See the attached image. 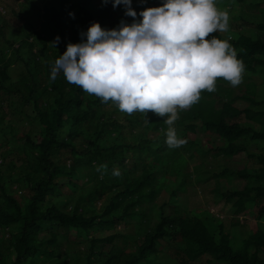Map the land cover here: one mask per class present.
<instances>
[{"label":"trees","instance_id":"16d2710c","mask_svg":"<svg viewBox=\"0 0 264 264\" xmlns=\"http://www.w3.org/2000/svg\"><path fill=\"white\" fill-rule=\"evenodd\" d=\"M51 1L55 5L45 9L41 30L29 18L24 20L27 29L13 28L0 11V264H78L81 251L72 250V245L83 242L88 243L83 264H156L165 246L178 264L205 256L206 264H264V9L256 16L240 15L261 35L240 32L238 38L225 37L244 65L242 82L233 87L218 79L216 91H203L198 103L179 111L173 125L178 137L187 141L185 147L223 157L244 152L257 162L221 170L220 175L245 180L242 188L212 187L222 199H234L229 227L241 224L242 213L256 210L258 226L236 245L237 236L219 216L212 215L216 229L211 231L205 218L178 204H168L166 211L168 201L157 206L153 223L148 220L142 204L164 185L163 176L186 175L180 170L168 173L166 168L167 161L180 155V148L166 144L167 116L149 112L146 119L140 112H121L120 121L114 102L105 103L68 83L62 72L55 80L50 78L55 60L69 43L86 42L81 33L92 23L105 30L118 29L121 21L138 23L140 12L164 1L154 6L149 0L140 4L132 0L135 20L124 14L123 5L113 8L112 0ZM0 6L11 7L5 0ZM10 28L13 37H7ZM57 36L60 42L53 47L50 42ZM16 64L12 79L10 70ZM255 76L262 81H254ZM135 127L140 129L138 136ZM198 129L206 146L197 139ZM250 143L261 146L262 152L251 151ZM101 165L107 168L98 171ZM123 165L126 170L119 169ZM114 169H119V176L112 174ZM87 182L91 186L86 192ZM183 182L178 180L176 188ZM70 187L80 191V211L78 202L58 204L61 193H73ZM105 194L110 199L99 210L96 200ZM134 217L141 219L132 223L130 232L120 233L117 225L123 223L127 229L124 220ZM135 233L141 236L135 238ZM116 237L124 246L114 242ZM65 256L71 261L61 260Z\"/></svg>","mask_w":264,"mask_h":264},{"label":"clouds","instance_id":"9594fccd","mask_svg":"<svg viewBox=\"0 0 264 264\" xmlns=\"http://www.w3.org/2000/svg\"><path fill=\"white\" fill-rule=\"evenodd\" d=\"M131 4L132 0H112L113 8L123 5L124 14L135 20ZM139 15L138 23L121 21L118 29L92 23L81 33L86 42L69 43L55 60L50 78L62 72L68 83L105 103L114 102L129 115L167 116L166 144L179 148L187 143L173 126L179 111L198 103L203 91L215 92L218 79L238 86L244 65L228 41L213 36L227 32L229 21L215 0H164L162 6ZM59 42L57 36L50 44ZM106 168L101 165L98 171ZM112 174L119 176V169Z\"/></svg>","mask_w":264,"mask_h":264},{"label":"rangeland","instance_id":"374dc122","mask_svg":"<svg viewBox=\"0 0 264 264\" xmlns=\"http://www.w3.org/2000/svg\"><path fill=\"white\" fill-rule=\"evenodd\" d=\"M98 0H95V4ZM136 3L140 4V0H135ZM143 1V0H142ZM164 0H149L150 5L156 6L158 4H162ZM6 3L10 4L11 7L9 9L0 8L2 14L6 15V18L9 21V25L13 28H17L20 25H23L26 29L27 26L25 24V19L29 18L34 24V28L36 30H41L44 28V22L46 21V17L44 15L45 9H50L55 5V2L51 0H5ZM264 0H245L244 3H239L235 0H220L219 3H216V7L220 11H225L228 13L229 21H228V31L227 32H216L213 34L215 38L220 40H225V37H237L240 36V32L244 34H250L252 36L261 35L260 30H257L256 27H251L245 25L242 20H240V15L243 13H251L253 16L258 15L260 13L259 9H264V4H261ZM254 3H258L259 6L253 5ZM163 5V4H162ZM161 5V6H162ZM160 7V5H159ZM13 10L16 11L13 13ZM233 26V27H232ZM7 37H13L12 29L7 30ZM212 37H209L211 39ZM17 65V66H16ZM13 66L10 70V75L12 79H14L17 75L18 64ZM262 76H264L262 74ZM257 83L262 81L261 77H253L252 78ZM264 88V86H261ZM31 111L28 110V113ZM115 117L118 120H123V115L121 111L114 112ZM140 134V129L135 127L134 135L138 136ZM197 139L201 140L202 144L206 146V142L204 139L203 131L198 129ZM216 144L215 142H213ZM180 155L175 158L174 156L170 159L169 163L167 161L166 168L168 173L173 170L185 171L186 175L181 178L180 176L166 174L163 176V186H159L156 191L154 197L142 204V208L144 209L145 214L147 215L148 220L153 223L157 216L156 208L164 201H168L166 206V211L169 210V205L178 204L181 208L186 211H192L194 214L201 216V218H205L206 224L211 231H214L216 225L212 220V215L219 216L223 221H225L226 226L229 228V231L232 234L236 235L235 244H240V238L246 237L249 233H252L255 228L258 226V222L255 218L256 210L254 208H250L246 213H242L240 215L241 224L237 227H229V222L231 216L233 214V208H231V204L234 199H230L226 201L222 199L215 190L212 188L217 185L221 190H226L227 188H242L245 180L241 179L236 175H220V172L223 168L227 167L230 169H240L244 166L248 167L251 165H257L255 159H251L247 156L246 153L240 152L230 157H223L221 155L214 156L208 152H199L195 147H185L181 146ZM249 149L255 152H262V148L259 145H255L254 143L249 144ZM174 159V160H173ZM179 159V162L176 161ZM201 166L202 169L195 170V166ZM119 169L126 170L127 166L123 165ZM183 182L182 188H176L177 181L180 180ZM91 183L87 182L84 184V189L87 192L90 189ZM176 188V193L174 195V199L172 200V191ZM70 190L73 191L72 187ZM69 192V191H68ZM64 191L65 194L68 193ZM19 193V192H18ZM79 190L75 189L73 193L70 195H65L61 193L60 200L58 201L59 206H62L64 203L66 205H72L74 202H78V211L82 210L83 202L78 198ZM110 199L109 194H105L101 199L96 200V205L99 210H103L104 204L108 202ZM171 201H173L171 203ZM169 204V205H168ZM140 217L134 218H126L124 222L128 224L125 229L123 223L117 225V229L120 233L130 232L129 230L133 229V224L139 221ZM135 229V228H134ZM135 238H139L141 234H133ZM114 242L119 246H124V243L121 241V237H116ZM88 243H78L72 245V250L81 251L78 255V264H83L84 257L82 252L86 250ZM109 246V244H107ZM131 248V246L128 244ZM163 252L159 254V259L156 264H178V262L172 261L170 257V248L163 247ZM75 253V252H73ZM71 261L70 257L67 256L62 257L61 260ZM207 256L198 258L192 264H206ZM222 264V263H220Z\"/></svg>","mask_w":264,"mask_h":264}]
</instances>
